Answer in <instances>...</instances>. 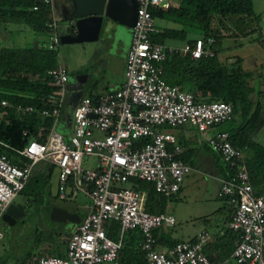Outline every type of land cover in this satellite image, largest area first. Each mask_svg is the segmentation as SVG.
I'll return each instance as SVG.
<instances>
[{"label": "built area", "instance_id": "built-area-1", "mask_svg": "<svg viewBox=\"0 0 264 264\" xmlns=\"http://www.w3.org/2000/svg\"><path fill=\"white\" fill-rule=\"evenodd\" d=\"M39 1L49 7L44 24L45 48L57 51L59 25L54 2ZM171 1L135 0L122 83L93 101L83 97L77 102L68 120L66 140L55 125L66 103L68 74L56 61L46 71L47 84L53 92L47 98L51 107L38 112L51 118L43 142L31 140L15 151L25 159L21 165L12 164L0 154V222L5 207L41 161L58 169L56 200L64 201L72 193L87 199L81 206L83 216L66 238L64 255L35 256L29 264H117L123 235L131 230L140 233L138 247L144 254V264H214L202 253V247L211 241L207 231L197 233L192 240L156 247L153 232L171 227L174 218L167 211L145 212L142 194L129 185L130 178L145 180L155 192L171 197L190 167L182 161L183 149L170 130L187 126L202 132L230 119L229 104L195 102L191 92L168 85L161 78L159 63L165 53L174 49L149 40L150 33L157 32L149 8L167 9ZM211 42V38H198L190 45L183 44L178 51L191 59L211 56L207 46ZM0 105L10 106L5 101H0ZM0 146L6 147L1 142ZM205 146L233 169L220 180L217 191V196L231 207L226 227L235 239L229 256L234 264H264V184L261 193L255 191L243 151L229 143L224 130L207 136ZM111 221L118 226L115 240L105 235L106 224Z\"/></svg>", "mask_w": 264, "mask_h": 264}, {"label": "trees", "instance_id": "trees-1", "mask_svg": "<svg viewBox=\"0 0 264 264\" xmlns=\"http://www.w3.org/2000/svg\"><path fill=\"white\" fill-rule=\"evenodd\" d=\"M174 1L177 3L173 4ZM34 6L36 9H32ZM48 10V5L39 0H0V29L5 31L14 26L38 36H46L44 24ZM149 13L157 29V32L149 35L152 43L167 45V40H172L190 45L198 38L204 41L212 39L207 44L212 52L211 56L191 59L177 49L165 53L159 63L160 76L166 84L176 85L182 90L189 91L194 87L192 94L195 102H223L230 105V119L225 122L227 126L222 130L227 133L231 145L242 151H250L251 157L248 156L244 162L253 188L261 193L264 184V148L252 140V133L264 127V91L250 82L253 73L241 68L239 57L234 56L232 62L226 63L220 56L239 49L243 43L236 41L241 36L245 38V43L264 48V10L254 13L251 0H172L167 9L151 7ZM157 22H163L164 25L158 26ZM220 30H227L229 36L221 35ZM226 37L235 42L222 46ZM39 42L22 47L0 46V101L10 105H0V142L6 146H0V154L15 165H21L25 161L15 151L21 150L31 140L42 143L51 124L50 117H42L38 112L51 107L47 98L53 92L47 84L46 71L56 64L57 52L46 49ZM205 46L204 44L203 47ZM16 106L21 109L30 107L32 110H17ZM62 111L61 109L60 115ZM55 130L66 140L67 125L61 121L60 116ZM253 154L256 159H253ZM181 159L186 162L183 155ZM52 168L48 163H38L18 193L33 197L34 203L42 199L48 200L46 214L49 207L55 204L47 192V181ZM224 169L226 176L223 179L233 171L225 164ZM129 185L142 194L145 212L159 214L165 211V203L169 197L155 192L150 182L130 178ZM157 231L153 232L156 247H169L177 242L157 234ZM117 232L116 222L106 224L105 235L108 238L115 240ZM226 234L225 242L230 255V242L233 244L235 234L230 230ZM68 235L60 227L53 236L47 235L39 242L44 241L46 246L52 245L53 249L61 247L64 250ZM58 237L64 238L59 241ZM139 241L138 230L127 231L123 235L117 264H144V254L138 247ZM205 247L206 245L202 247V253L212 262L213 259L204 253ZM49 255L63 256L53 250ZM23 264H29V260Z\"/></svg>", "mask_w": 264, "mask_h": 264}, {"label": "crops", "instance_id": "crops-1", "mask_svg": "<svg viewBox=\"0 0 264 264\" xmlns=\"http://www.w3.org/2000/svg\"><path fill=\"white\" fill-rule=\"evenodd\" d=\"M63 1L65 3V0H61V2L60 0H53L54 11L58 18V28H61V32L59 33L65 32L67 29L66 26L68 25V22L64 19L66 17V9ZM254 1L260 8L254 10ZM176 3L177 1H174L173 4ZM251 4L254 13H260L264 10V0H251ZM157 24L158 26L164 25L163 22H157ZM118 30L119 36L117 38H113L111 36L105 37L102 33V38L99 37L97 41L68 44L70 47L68 48L67 58L70 57L69 59L71 60L72 65L71 69L73 72L70 74L67 71L69 73L67 79L68 81H73L74 76L79 74H83L84 79L77 91L67 92L66 94V103L60 115L61 121L67 125L65 138H67L68 134V120L71 111L81 98L87 97L89 99H95L101 94L117 89L122 83L123 60L130 42V30L121 26L118 27ZM39 41L45 45L46 36H38V40L36 38L32 44H36ZM223 42L228 41L224 39ZM231 42V44H233L235 41L233 40ZM236 42L243 43L240 48L244 45H250L240 39ZM166 44L167 45L165 46L177 50H179L183 45L182 42L172 40H167ZM252 46L256 48H253L254 50L251 54H242L241 56L235 55V51L239 50V48L221 55L220 59L229 63L230 57L233 56V59L234 56L239 57L241 68L253 73V77L250 82L257 86L259 90L264 91V48L261 49L257 45ZM258 49L262 51H259ZM58 51L59 47L56 52ZM56 61L59 62L57 55ZM194 90V87H192L189 92L192 93ZM226 124L227 123L216 128L205 130L204 132L206 133L203 136L207 137L216 130H222L227 126ZM170 133L173 135L175 142L182 147V155L186 160L185 163L190 167V171L182 180L177 191L178 193L172 198L174 203H169L168 205L170 212L166 210L174 218L173 225L169 228L159 229L156 233L161 234L170 240L181 241L191 240L197 233L207 231L211 235V241L206 244L204 249L205 255H209L213 259L211 261L214 264H234L227 252V245L225 242L227 238L226 232H229L226 224L229 220L231 207L223 198L217 196L219 182L226 176L224 164L220 161L216 154L212 153L205 146L206 137H203V140L200 133L194 129L187 126L178 127L171 129ZM252 140L264 148V127L254 130L252 133ZM248 156L251 157L250 151L245 149L243 151L244 161L248 158ZM253 156H255L253 159H256V155L253 154ZM196 184H198L196 187L197 191L202 195H199L194 199L195 203L193 204L197 206V208L195 209L196 214L193 212L192 214L194 217L197 215H200L201 217L197 219L196 222L191 223L192 225L190 228L185 226L186 232L184 235H173L172 230L180 217L183 222H187L189 220V217L184 212H179L178 206H185L187 207V211L190 210L188 203L190 189ZM76 198L78 200H76ZM86 200L87 199L85 197L72 193L66 200L58 202L62 208L71 213L77 214L80 219L83 216L81 206L86 202ZM73 226L74 225L70 224H62L61 228L65 232L69 233ZM57 239H60V237ZM230 245L232 246L231 242ZM51 246L52 245L46 246L43 250V255H49L52 250L58 255H64L63 248L57 247L53 249L54 247ZM30 258L33 257H29L28 260Z\"/></svg>", "mask_w": 264, "mask_h": 264}, {"label": "rangeland", "instance_id": "rangeland-1", "mask_svg": "<svg viewBox=\"0 0 264 264\" xmlns=\"http://www.w3.org/2000/svg\"><path fill=\"white\" fill-rule=\"evenodd\" d=\"M258 8L260 7L254 1V10ZM10 27L11 28H8L5 31H2L0 29V46L22 47L25 45L32 44V42L36 40V38L38 40V35L35 36V34L31 33L29 30H25L23 28H14V26H10ZM15 29L17 31H15ZM58 32H61V28H58ZM220 33L221 35L229 36L228 35L229 32L227 30H220ZM99 37L102 38V35L100 34ZM225 39L228 42H222L221 44L222 46L231 45L232 43L231 41L234 40L229 37H226ZM240 40L245 41V38L241 36ZM69 47L70 45L68 44H60L59 51L57 52V57L61 65H63L67 69V71L71 74V72H73L71 69L72 66L71 60L69 59L70 57L67 58ZM73 47H77V46H73ZM253 48L256 47L252 45L251 46L244 45L242 48L235 51L234 54L239 56H241L242 54H246V55L251 54L254 50ZM258 50L262 51L260 49ZM232 61H233V56L230 57L229 59V62ZM198 133H200L202 138L206 137L203 136L206 132L202 131ZM39 163H44V162L41 161ZM37 165L38 164H36L35 166ZM185 176L183 177V179L185 178ZM198 184L193 185L190 189V195L188 198L190 210L187 211V207L185 206H181V205L178 206L179 212H184L189 217V220L187 222H183V220L180 217L172 230L173 235L176 236L184 235L186 232L185 226L190 228L192 225L191 223L196 222V220L201 217L200 215L194 217V215L192 214V212L196 214L195 209L197 208V206L193 204L195 203L194 199L199 195H202L197 191L196 187ZM31 187L32 184L30 185V188H28V191H30ZM177 193L178 192H176L174 195H172L167 199L165 203V211L166 210L169 211L168 205L169 203L170 204L174 203V200L172 201V198L175 197ZM32 200L33 197L31 196L27 197V196H22L21 194H17L12 199V202L20 203L25 201L27 207L26 208L27 213L22 217L23 219L21 221L18 219L16 222L10 225L4 224L2 221L0 222V232H1L0 264H23V262L26 261L29 257H35L37 254H38L37 256L43 255L44 254L43 250L46 248V244L44 243V241L39 242V240L45 239L47 235L53 236L54 232L62 226V224H59L57 222H52L48 219V216L46 214L47 207L49 204L48 200L42 199L41 201L35 203L32 202ZM76 200L78 199L76 198ZM53 203L60 204L56 199H53ZM62 239H59V241ZM31 259L32 258H30L29 261Z\"/></svg>", "mask_w": 264, "mask_h": 264}, {"label": "water", "instance_id": "water-1", "mask_svg": "<svg viewBox=\"0 0 264 264\" xmlns=\"http://www.w3.org/2000/svg\"><path fill=\"white\" fill-rule=\"evenodd\" d=\"M66 17L68 22L65 32L59 33L60 44L92 42L99 39L100 34L117 38L118 27L130 29L135 18V0H65ZM84 79L83 74L74 76L73 81L65 85L67 92L77 91ZM58 169L53 167L47 181L48 197L56 199ZM24 216L18 203L8 204L1 221L10 225L16 219ZM48 219L59 224L75 225L79 217L66 209L54 204L49 207Z\"/></svg>", "mask_w": 264, "mask_h": 264}, {"label": "flooded vegetation", "instance_id": "flooded-vegetation-1", "mask_svg": "<svg viewBox=\"0 0 264 264\" xmlns=\"http://www.w3.org/2000/svg\"><path fill=\"white\" fill-rule=\"evenodd\" d=\"M105 37H107V36H105ZM24 202V203H23ZM23 202H20V203H18V204H20L21 205V207H22V210H23V213H24V215L27 213V207H26V203H25V201H23ZM13 203V202H12ZM56 205H58V206H60L61 207V205L60 204H56ZM18 219H16L15 220V222L17 221ZM20 220V219H19Z\"/></svg>", "mask_w": 264, "mask_h": 264}]
</instances>
